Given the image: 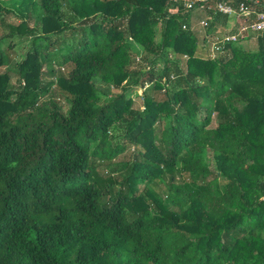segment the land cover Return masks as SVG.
<instances>
[{"label":"trees","instance_id":"trees-1","mask_svg":"<svg viewBox=\"0 0 264 264\" xmlns=\"http://www.w3.org/2000/svg\"><path fill=\"white\" fill-rule=\"evenodd\" d=\"M185 1L0 0V264H264V30Z\"/></svg>","mask_w":264,"mask_h":264},{"label":"built area","instance_id":"built-area-1","mask_svg":"<svg viewBox=\"0 0 264 264\" xmlns=\"http://www.w3.org/2000/svg\"><path fill=\"white\" fill-rule=\"evenodd\" d=\"M234 0H225L215 4L214 11L227 17L243 18L246 22L239 27L236 34L227 36H215L216 38L211 42L209 51L214 57L217 51L228 42H237L239 40L254 39L257 32L264 30V12L257 13L255 7L258 3L256 0H238L236 7L231 4ZM192 5H188L191 8ZM255 17L250 23L249 18ZM202 27L208 26L207 21L200 22Z\"/></svg>","mask_w":264,"mask_h":264},{"label":"rangeland","instance_id":"rangeland-1","mask_svg":"<svg viewBox=\"0 0 264 264\" xmlns=\"http://www.w3.org/2000/svg\"><path fill=\"white\" fill-rule=\"evenodd\" d=\"M196 1H199V0H186L184 3V6H183V8H184V11L183 12H186V11H188V9L191 11V14H193V16H194V20H193V22L195 21L196 23H199L200 24V22H205L206 20L205 19H207L208 18V16L205 14V16H203L202 14H201V12H200V10H198L196 7H194V9L192 10V8H188V5H194V2H196ZM201 1H203V0H201ZM169 10L170 11H172V12H176L178 9L177 8H174V7H170L169 8ZM12 13V12H11ZM208 14V13H207ZM200 15H202V17L200 16ZM5 16H9V17H12V19H14L13 21L15 22V23H18L19 22V19H16L15 17H13V15L12 14H6ZM198 17V19H196ZM199 17H201V18H199ZM208 22V21H207ZM201 25V24H200ZM30 26H32V24L30 25ZM198 26V24L194 27L195 29L194 30H198V38H200L201 39V37L202 36H204L205 34H206V29L205 28H203V27H197ZM233 25H231V28H229V27H227V31L223 34V35H221V34H217V33H215V34H211V35H208L207 36V44H211V42L216 38L215 36H227V35H232V33L234 32V31H236L235 30V27H232ZM199 29H200V32H199ZM4 29L0 26V34H4V31H3ZM238 30H239V28H238ZM209 42V43H208ZM242 43V42H241ZM12 46H14L13 48L16 50V54L17 55H20V53H22V51H23V44H21V43H19L18 44V42L16 41V40H14L13 42H12ZM16 44V45H15ZM246 44H247V42H246ZM11 45V43H9V45H8V43L7 44H4L3 45V47L4 48H7L8 46H10ZM248 47V49L249 48H251V49H253L254 47H255V40L254 39H251V40H249L248 41V45L246 46V48ZM199 54V53H198ZM18 57L19 56H17V58L16 59H18ZM182 60L183 61H188L189 59H188V56H186V55H183L182 56ZM63 73H67V69L66 68H64L63 70H61ZM12 82H14V78H12ZM118 91H116L115 93H117ZM142 93V91L139 89V87H135V88H133L132 90H128V92H127V95L129 96L130 95V97L133 99V103H134V106H136V107H140V105H141V99H140V97H139V95ZM115 133H113V135H114ZM120 134V131L119 130H117L116 131V134L115 135H119ZM118 138H114V140H113V142H116V140H117ZM131 152H132V150H128V151H126L125 153H123V154H121L117 159H116V161L118 162V161H123V160H126V159H130L131 158Z\"/></svg>","mask_w":264,"mask_h":264},{"label":"crops","instance_id":"crops-1","mask_svg":"<svg viewBox=\"0 0 264 264\" xmlns=\"http://www.w3.org/2000/svg\"><path fill=\"white\" fill-rule=\"evenodd\" d=\"M256 1L258 4L262 5V8L264 7V0H256ZM245 22H246V19H243V18L228 17L226 23L223 24L224 26H222L220 29L219 28L216 29V33L223 35L227 31L226 30L227 27L231 28V25H233L232 27H235V29H238ZM213 34H215V31H213ZM248 41H249V39H246L245 41H242V43H240V44L248 45ZM246 42H247V44H246Z\"/></svg>","mask_w":264,"mask_h":264}]
</instances>
